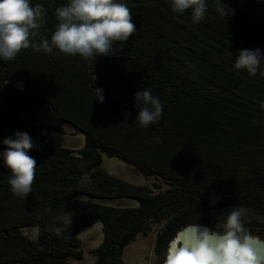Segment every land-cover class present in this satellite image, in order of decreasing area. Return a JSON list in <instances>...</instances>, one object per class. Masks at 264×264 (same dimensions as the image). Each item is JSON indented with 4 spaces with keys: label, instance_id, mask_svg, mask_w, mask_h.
<instances>
[{
    "label": "trees",
    "instance_id": "trees-1",
    "mask_svg": "<svg viewBox=\"0 0 264 264\" xmlns=\"http://www.w3.org/2000/svg\"><path fill=\"white\" fill-rule=\"evenodd\" d=\"M118 2L130 9L136 31L112 55L86 61L29 47L0 58V141L16 131L41 141L44 131L63 132L65 124L85 136L78 150L47 144L29 151L37 165L25 199L11 192L0 157V264H82L69 258H83L79 234L96 221L103 239L92 249L94 264H125L124 246L154 224H161L160 254L179 228L206 223L211 210L239 205L264 217V76L234 67L239 50L264 53V0H222L233 10L223 19L208 0L199 23L191 10L173 12L171 0ZM67 3L30 0L47 13L37 42L50 38L55 8ZM144 88L163 115L142 128L133 103ZM102 153L167 187L153 192L116 178L100 166ZM126 196L138 205L100 201ZM67 211L72 223L57 235ZM27 226L37 228L36 238L22 231Z\"/></svg>",
    "mask_w": 264,
    "mask_h": 264
},
{
    "label": "clouds",
    "instance_id": "clouds-1",
    "mask_svg": "<svg viewBox=\"0 0 264 264\" xmlns=\"http://www.w3.org/2000/svg\"><path fill=\"white\" fill-rule=\"evenodd\" d=\"M212 7L222 19L233 14L222 0H212ZM171 9L180 14L191 10L193 23H199L209 11V2L171 0ZM46 14L43 5L31 6L30 0H0V58L12 60L22 49L31 47L44 53L58 49L64 54H78L86 61L96 60L114 54V45L126 42L136 31L130 9L118 0H68L55 8L58 23L50 38L41 37L37 42ZM234 67L252 76L258 72L264 76V53L259 48L239 50ZM95 97L104 101L102 89L95 87ZM133 107L142 128L156 124L163 115L162 103L149 88L135 92ZM0 142L5 146L0 157L11 171L10 190L25 199L32 191L37 165L28 153L36 144L21 131ZM72 215L67 211L58 217L62 227L54 229L57 235L71 225ZM253 223H264V219L236 205L222 211L212 227H181L168 243L163 264H264V236L253 230Z\"/></svg>",
    "mask_w": 264,
    "mask_h": 264
},
{
    "label": "rangeland",
    "instance_id": "rangeland-1",
    "mask_svg": "<svg viewBox=\"0 0 264 264\" xmlns=\"http://www.w3.org/2000/svg\"><path fill=\"white\" fill-rule=\"evenodd\" d=\"M14 82L18 84L20 83L18 80H15ZM33 141L37 146L53 144L56 146H64L78 150L85 145V136L81 132H75L69 124H65L63 132L56 130L44 131V136L41 141L37 139H34ZM100 166L107 170L111 175L122 181L150 187L152 188L153 192H158L159 190H163L165 187H167V183L160 177L154 174L144 175L135 166L116 156H108L105 153H102ZM100 201L117 206L134 207L138 205V200L136 198L127 196L119 198H104L100 199ZM230 208L232 207L209 211L205 215L209 220L208 223L213 225L216 217L222 211ZM249 210L256 217L264 219L263 216H260L252 209ZM160 226L161 224H154L148 233L139 232L132 241L124 246L122 250V258L125 264H163L165 249L160 254H156L154 250L157 233L160 229ZM252 228L258 232L264 231V223H253ZM22 231L30 237L36 238L37 236L36 227H23ZM79 237L82 241L83 258L81 260H77L70 257L69 261L82 264H94L96 257L92 252V249L99 245L103 239L102 221H96L92 225L84 228L79 234Z\"/></svg>",
    "mask_w": 264,
    "mask_h": 264
},
{
    "label": "flooded vegetation",
    "instance_id": "flooded-vegetation-1",
    "mask_svg": "<svg viewBox=\"0 0 264 264\" xmlns=\"http://www.w3.org/2000/svg\"><path fill=\"white\" fill-rule=\"evenodd\" d=\"M208 222H209V220H208L206 223H199V224H203V225H205V226L212 227L213 225H212L211 223H208ZM179 229H180V228H179ZM179 229H178V230H179ZM178 230H177V231H178ZM177 231H176V232H177ZM254 231H256V230H254ZM176 232L171 236L170 240L175 236ZM258 234L261 235V236H264V231H259ZM170 240H169V241H170ZM169 241H168L167 244H166L165 254H166V250H167V247H168V243H169ZM165 254H164V256H165Z\"/></svg>",
    "mask_w": 264,
    "mask_h": 264
},
{
    "label": "water",
    "instance_id": "water-1",
    "mask_svg": "<svg viewBox=\"0 0 264 264\" xmlns=\"http://www.w3.org/2000/svg\"><path fill=\"white\" fill-rule=\"evenodd\" d=\"M194 225H196V226H205V225H203V224L193 223V224H187V225H185V226H183V227L188 228V227H192V226H194Z\"/></svg>",
    "mask_w": 264,
    "mask_h": 264
}]
</instances>
